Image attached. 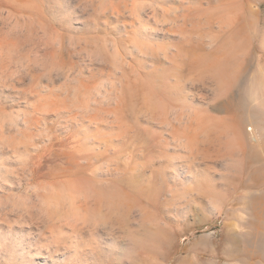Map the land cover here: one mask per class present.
<instances>
[{
    "label": "rangeland",
    "instance_id": "374dc122",
    "mask_svg": "<svg viewBox=\"0 0 264 264\" xmlns=\"http://www.w3.org/2000/svg\"><path fill=\"white\" fill-rule=\"evenodd\" d=\"M0 264H264V0H0Z\"/></svg>",
    "mask_w": 264,
    "mask_h": 264
}]
</instances>
